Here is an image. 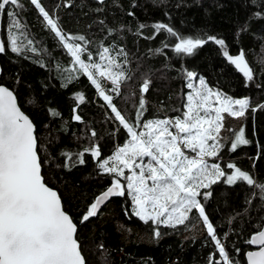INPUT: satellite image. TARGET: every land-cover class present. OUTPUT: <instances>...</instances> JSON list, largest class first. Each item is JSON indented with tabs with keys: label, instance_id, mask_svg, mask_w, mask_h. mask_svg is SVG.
<instances>
[{
	"label": "trees",
	"instance_id": "1",
	"mask_svg": "<svg viewBox=\"0 0 264 264\" xmlns=\"http://www.w3.org/2000/svg\"><path fill=\"white\" fill-rule=\"evenodd\" d=\"M203 1L224 5L229 20L209 25L180 7L144 4L141 0H41V4L67 36H85L87 44L75 42L86 48L82 54L86 62L90 53L92 61L107 63L99 58L103 47L114 48L112 56L119 49L124 50L127 61L124 56L117 60L130 79L121 84L119 94L112 92V83L103 78L100 82L106 94L113 96L117 108L133 123L138 111L141 124L182 116L189 92L187 72L202 76L212 88L232 98H247L250 104L243 125L245 138L250 143L232 151L229 140L219 159L228 174L233 170L226 166L233 163L264 184V107H261L264 106V13L260 17L255 15L259 11L254 0ZM20 2L24 5L22 9L9 5L0 17V39L5 43V52L0 53V85L15 93L21 109L36 126L45 183L59 192L65 211L78 226L77 240L86 264H209L213 254L218 261L219 253L210 237H192L187 241L182 238L199 219L195 210L190 222L175 228L153 221L145 223L133 214L131 196L125 191L124 196L113 200L114 222H101L105 209L99 216L81 222L96 197L114 179V175L99 168V163L113 155L130 137L38 9L30 0ZM8 11L19 13L24 34L33 41L37 52L11 51ZM141 24L145 26L143 29ZM157 24L172 27L178 37L205 39L211 35L225 43L220 46L207 40L191 55L177 53L178 38L166 30L158 32ZM225 51L233 57L244 53L253 70L252 80L228 60ZM69 73L74 78L66 82ZM145 80L149 81L147 93L141 92ZM81 94L83 101L78 99ZM141 97L146 100L143 110L139 107ZM77 114L81 121L74 119ZM92 131L96 132L95 137L91 136ZM95 146L99 147V158L91 151L85 152ZM81 152H84V163H79L77 156ZM65 153L71 154L72 159L68 160ZM249 187L261 204L247 218V234L236 239L232 236L225 243L236 264H247L246 253L252 250V245L246 240L264 227V199L257 187ZM203 203L207 209V202ZM131 227L150 236L152 242L136 241L129 233L124 239ZM156 230L161 233L159 237L154 235Z\"/></svg>",
	"mask_w": 264,
	"mask_h": 264
},
{
	"label": "snow or ice",
	"instance_id": "2",
	"mask_svg": "<svg viewBox=\"0 0 264 264\" xmlns=\"http://www.w3.org/2000/svg\"><path fill=\"white\" fill-rule=\"evenodd\" d=\"M30 3L38 9L50 30L63 42L82 74L87 75L96 86L100 96L114 113L115 119L127 130L130 137L113 155L99 163V168L104 173L114 174V179L111 186L96 197L81 222L96 216L100 206L109 198L124 196L127 191L131 196L133 214L145 223L153 221L158 225L175 228L190 222L191 214L195 210L215 243L220 261L223 264H236L222 242L226 237H218L198 197L208 199L211 192L201 190L210 189L223 178L229 185L244 181L257 187L264 199V184L258 183L248 172L229 163L227 169L234 171L228 174L219 163H209V158H218L221 149L225 147V137L221 135L224 114L234 118L243 117L250 101L233 100L219 92L214 93L201 79L200 87L187 95L186 111L182 116L153 119L141 124V113L138 111L133 123L117 108L113 96L106 94L100 82L101 78L110 80L114 85L112 92L119 94L121 84L130 79L117 60V57L124 56L125 62L127 61L124 50L119 49L112 56L115 49L103 47L99 58L107 63L92 61L90 53L89 62H86L81 58L86 48L75 42L84 41L87 44L85 36H67L57 20L42 6L41 0H30ZM9 5L16 9L24 7L20 0H0V17H3ZM6 15L10 18L7 32L11 51L17 54L25 51L37 52L33 41L24 34L19 13L8 11ZM255 15L260 17L261 12ZM144 27L143 24L140 25L141 29ZM155 28L158 32L166 30L178 38L179 42L175 44L177 53L191 55L207 40L215 41L220 46L225 43L223 39L211 35L205 39L178 37L173 28L166 24H157ZM4 52L5 43L0 39V53ZM224 54L248 80L253 79V70L243 52L235 57L228 55L227 51ZM187 76L191 81L195 73L187 72ZM73 78L69 73L66 82ZM193 87L189 82L188 88ZM148 90L149 81L145 80L141 92L147 93ZM78 99L83 101V95ZM145 105L146 100L141 97L140 109L143 110ZM52 114L58 115L56 112ZM74 119L81 121L82 118L77 114ZM138 128L143 130L138 131ZM234 135L232 151L240 145L250 143L245 138L243 129ZM91 136L95 137L96 132L92 131ZM88 151L94 157H100L98 146L85 149V152ZM64 155L68 160L72 159L71 154ZM83 155L84 152L77 154L79 163H84ZM125 170L130 174L125 175ZM121 179L126 180L127 184L122 183ZM76 233L77 225L64 210L60 195L45 183L33 122L18 107L13 92L0 86V264H85ZM154 235L159 237L161 233L156 230ZM246 243L256 245L259 249L246 253L247 264H264V227L259 228ZM220 261H216L213 254L209 264H220Z\"/></svg>",
	"mask_w": 264,
	"mask_h": 264
},
{
	"label": "rangeland",
	"instance_id": "3",
	"mask_svg": "<svg viewBox=\"0 0 264 264\" xmlns=\"http://www.w3.org/2000/svg\"><path fill=\"white\" fill-rule=\"evenodd\" d=\"M141 1L144 4H154L157 6H165V7H180L209 25H216L221 22H227L229 20V15L227 13V10L225 6L222 4L215 6L207 2H204L203 0H141ZM254 2L256 4L258 11L264 13V0H254ZM61 43L63 44V42ZM77 66L79 67V65ZM201 79L205 81V79L202 76L196 74L191 81H189L188 78V84L189 82H191L194 86L192 89L189 88L188 94L193 92L196 88L200 87ZM103 80H106L107 83H111V81L106 78H103ZM205 84L207 85V87L211 88L214 93L219 92L224 96L230 97L212 88L206 81ZM232 99L235 100V98ZM243 99H247V98H243ZM186 103H187V97H186ZM106 106L108 107L107 103ZM185 111H186V107H185ZM224 115H225L224 128L221 130V135L225 137L224 144L226 147V142H228L229 140L232 142L235 138L234 134H238L241 129L244 130L246 137V126L245 124L243 125L244 116L239 118H234L228 116L227 114ZM142 130L143 129L140 128L138 131H142ZM223 148L221 149V151L223 150ZM145 161H147V158H145ZM209 163H219L221 165V160L219 159V157L215 159L209 158ZM129 174L130 173L127 170H125V175H129ZM121 182L124 183L125 185L127 184L126 180L121 179ZM201 191L202 192L210 191L212 193V195L206 200L203 199L202 196L198 198L201 199V203L203 205H204L203 202L205 203L207 202L208 207L207 209H205V211L206 214L209 216L210 222L213 224L214 228L216 229L218 237L219 238L226 237V240L222 239V242L224 243L229 242L232 236L234 239H236L238 237H242L247 234L248 232L246 226L247 218L251 215L252 211L261 204V201L257 200L256 197L253 194H251L250 187L246 182L237 181L235 184L229 185L226 183L225 179L222 178L218 183L212 185L210 189H202ZM115 206H116L115 203H111L105 208V211L101 216V222L103 224L114 222L115 209H116ZM221 226H225L226 229L219 230L218 227ZM128 233L129 235H133L136 241L146 242V243L152 242L150 236L144 235L135 227H131L129 231L126 234H124L123 237L124 239L128 237ZM204 236L209 237L206 230V226L203 224L202 219L199 218L194 228L191 229L187 234L183 235L182 238L187 241L192 237H204Z\"/></svg>",
	"mask_w": 264,
	"mask_h": 264
},
{
	"label": "water",
	"instance_id": "4",
	"mask_svg": "<svg viewBox=\"0 0 264 264\" xmlns=\"http://www.w3.org/2000/svg\"><path fill=\"white\" fill-rule=\"evenodd\" d=\"M0 86H4V85H0ZM4 87H6V86H4ZM9 89V88H8ZM10 91H12L11 89H9ZM13 92V91H12ZM13 94L15 95V93L13 92ZM15 97H16V95H15ZM16 100H17V104H18V107L21 109V107H20V105H19V103H18V99H17V97H16ZM21 111L22 112H24L22 109H21ZM24 114H26L25 112H24ZM27 115V114H26ZM28 116V115H27ZM29 117V116H28ZM30 118V117H29ZM30 120L32 121V119L30 118ZM33 122V121H32ZM33 124H34V122H33ZM34 126H35V124H34ZM35 135H36V126H35ZM43 175V174H42ZM111 186V185H110ZM109 186V187H110ZM108 187V188H109ZM107 188V189H108ZM53 189V188H52ZM106 189V190H107ZM55 190V189H54ZM106 190H104V191H106ZM57 191V190H56ZM103 191V192H104ZM58 192V191H57ZM102 192V193H103ZM101 193V194H102ZM58 194H59V192H58ZM101 194H99V195H101ZM60 195V194H59ZM98 195V196H99ZM211 195H212V193H211ZM97 196V197H98ZM117 196H113V197H111V198H109L107 201H105L104 202V204H102L101 206H100V210H99V213L96 215V216H99L102 212H103V210L108 206V205H110L111 203H113V200L116 198ZM62 200V199H61ZM62 205H63V202H62ZM63 208H64V205H63ZM65 210V209H64ZM96 216H94V217H96ZM74 222V221H73ZM75 223V222H74ZM77 233H78V226H77ZM77 233H76V238H77ZM254 235V234H253ZM79 242V241H78ZM80 244V243H79ZM80 250H81V246H80ZM257 250H259L258 249V246H256V245H252V250H250V251H257ZM81 253H82V251H81ZM82 255H83V253H82ZM83 257H84V255H83ZM84 259H85V257H84ZM218 261H220V259L218 260ZM246 261H247V256H246ZM85 264H86V260H85ZM220 264H223V262L222 261H220Z\"/></svg>",
	"mask_w": 264,
	"mask_h": 264
}]
</instances>
